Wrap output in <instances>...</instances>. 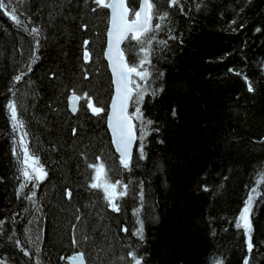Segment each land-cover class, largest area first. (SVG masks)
Listing matches in <instances>:
<instances>
[{
	"label": "trees",
	"instance_id": "obj_1",
	"mask_svg": "<svg viewBox=\"0 0 264 264\" xmlns=\"http://www.w3.org/2000/svg\"><path fill=\"white\" fill-rule=\"evenodd\" d=\"M128 2L137 10L139 0ZM153 3L168 19L152 43L149 81L134 77L148 89L140 108L153 123L142 129L135 120L145 158L138 139L130 170L106 126L113 94L104 58L109 10L94 0H13L0 9V264H66L77 252L86 264H120L130 249L143 264H264V0ZM13 7L20 26L11 19ZM33 27L41 32L38 49ZM123 49L130 66L138 62L135 41L127 39ZM21 73L27 75L14 82ZM73 92L82 97L75 114L68 108ZM13 99L29 153L47 172L38 187L19 171L21 132L12 131L5 107ZM88 102L104 111L94 115ZM101 163L111 182L128 185L116 201L119 212L102 190L90 188L88 165ZM253 187L260 195L249 253L247 234L235 222ZM138 221L142 241L133 235Z\"/></svg>",
	"mask_w": 264,
	"mask_h": 264
},
{
	"label": "snow or ice",
	"instance_id": "obj_2",
	"mask_svg": "<svg viewBox=\"0 0 264 264\" xmlns=\"http://www.w3.org/2000/svg\"><path fill=\"white\" fill-rule=\"evenodd\" d=\"M13 0H0V9H5L11 5ZM94 3L98 7L110 10L109 20L110 28L107 32V58L110 62L112 73L115 77V92L116 96L112 102V115L108 120L109 127L112 129V135L114 138V143L116 144L117 151L119 152V162L123 169L130 170L132 165V148L136 141L139 139L141 142L138 145V152L141 159L145 158L144 145H143V134L141 137H137L136 134V124L133 123L134 120H138L141 124L142 129H146L147 126L151 125L153 122L151 120L145 121L143 114L141 113L140 105L142 104L145 95L148 94L147 88H141L139 84L136 83L134 77H138L140 81L148 82L152 73L149 71L151 66V49L152 43L156 39V34L161 29V21H167L168 13L160 12L156 10V5L153 0H140V6L138 10L132 12V20L129 22L130 9L127 6L126 0H94ZM179 5V0H168V7H174ZM96 11V8L92 9ZM181 11L183 8L181 6ZM16 9L13 7L11 9V19L16 22L17 26L21 25V21L17 19L15 15ZM157 20L155 26H153V19ZM84 29L87 28L86 25L82 26ZM28 31L27 27L24 28ZM260 31V29H257ZM130 34V35H129ZM29 35H32L35 40L36 48H39V40L35 39L41 35L40 29L33 27ZM125 39H130L135 41L139 47V60L133 65H129L126 61L124 52L120 45ZM169 39H176L174 36H170ZM160 45H167V41L161 40L157 41ZM89 41L85 40L83 42V55L82 59L85 62L90 61L91 53L88 50ZM37 57H33L32 63L36 62ZM31 65L28 66V71L31 72ZM231 71V69H230ZM239 75V73H237ZM27 73H21L16 75L13 79L14 82H19L23 80ZM159 75H163L160 73ZM87 78V76H85ZM247 81V77H245ZM248 90L254 91L250 82L247 84ZM11 91V89H10ZM159 90H153L150 94L155 96L158 94ZM15 96V93H13ZM82 97L78 96L73 92L71 100V111L76 113L78 111L75 101L80 100ZM87 98V93H84V97ZM133 105V113L129 114V105ZM7 114L9 116L11 127L13 132L20 131L21 135L19 137V143L23 145V150L20 155H17V161L20 165L19 171L22 175L31 182L35 180L36 187L39 186V181L47 176V172L44 170L43 165L39 162V157L31 155L27 147V132L24 131V122L18 115L16 101L10 100L5 106ZM86 108L90 109L94 115H99L104 111L101 107H95L91 102L86 104ZM173 116L176 115L175 110H173ZM73 135L76 134V129L72 130ZM17 141H14L16 143ZM13 154H17V149L13 148ZM88 167L94 170V175L92 176V183L90 184L91 189L102 190L104 194V199L108 202L111 209L115 212H119V206L117 200L127 194L128 185L122 184L121 181L117 180L111 182L108 179L107 171L103 163L89 164ZM31 169V172L29 171ZM26 185L21 186V190ZM119 189V191H118ZM206 190V189H205ZM66 195L71 198V192L68 191ZM260 195L256 187L249 190V193L244 201V205L238 215L235 222L237 229H243L247 234V249L251 253L254 245L252 243V224H251V213L252 207L255 199ZM35 196V192L32 196L26 197V199L32 200ZM140 199L143 200V192H140ZM138 215V213H137ZM3 222L0 221V224ZM139 228L134 231L133 235L137 236L139 240H143V222L138 221ZM123 232H127V228L121 229ZM84 239H87L85 236ZM17 245L20 242L16 241ZM73 244H77L75 236L72 240ZM23 250V249H22ZM25 255H30L29 252L25 251ZM120 264H143V257L137 256L135 250L130 249L126 255L118 257ZM74 264L79 261V264H86L84 259V254L81 252L76 257H73ZM244 264H248V259L244 260Z\"/></svg>",
	"mask_w": 264,
	"mask_h": 264
},
{
	"label": "water",
	"instance_id": "obj_3",
	"mask_svg": "<svg viewBox=\"0 0 264 264\" xmlns=\"http://www.w3.org/2000/svg\"><path fill=\"white\" fill-rule=\"evenodd\" d=\"M126 3H127L128 8L130 9V14H129L128 19H129V22H131V20H132V18H133V17L131 16L132 8H131V6L129 5L128 0H126ZM139 6H140V0H139L138 8H139ZM138 8H137V10H138ZM109 12H110V10H109ZM109 28H110V20H109V24H108V30H109ZM108 30H107V32H108ZM129 35H130V34H129ZM107 39H108V37H107ZM126 40H127V39H125V40L121 43L120 47H121V49L123 50V52H124V56H125V59H126V61H127V56H126L125 51H124V49H123V44L125 43ZM107 51H108V48H107V40H106V47H105V50H104V58H105V60L107 61L108 69H109V71H110L111 78H112V84H113V94H112L111 101H110V103H109V109H108L107 118H106V126H107L108 132H109V134H110V138H111V142H112V145H113L114 151L116 152V154L118 155V158H119V155H120V154H119V152L117 151L116 144L114 143V138H113V135H112V129L109 127V124H108V120H109L110 116L112 115V102H113V100L115 99L116 92H115V77H114V75H113V73H112L111 65H110V62H109V60H108V58H107ZM127 62H128V61H127ZM75 94H76V93H75ZM76 95H78V94H76ZM71 96H72V94H71V95L69 96V98H68V108H69L70 111H71V104L73 103V101L71 100ZM75 103H76L77 108H78V107H79V100H78V101H75ZM130 105H131V103H130ZM130 105H129V109H128L129 114H131V113H130ZM71 113H73V112L71 111ZM73 114H75V113H73ZM133 123L135 124V120L133 121ZM136 134H137V131H136ZM136 142H137V141H136ZM135 145H136V143L133 145V148H132V155H133V152H134ZM110 209H111V207H110ZM111 210H112V209H111ZM112 211H113V210H112ZM114 212H115V211H114ZM79 253H81V252H77V253H75V254L72 255V256H68V257H66V258H65L66 264H74L73 257H76ZM84 259H85V257H84ZM85 262H86V260H85ZM75 264H79V261H76Z\"/></svg>",
	"mask_w": 264,
	"mask_h": 264
},
{
	"label": "bare ground",
	"instance_id": "obj_4",
	"mask_svg": "<svg viewBox=\"0 0 264 264\" xmlns=\"http://www.w3.org/2000/svg\"><path fill=\"white\" fill-rule=\"evenodd\" d=\"M79 96V95H78Z\"/></svg>",
	"mask_w": 264,
	"mask_h": 264
},
{
	"label": "rangeland",
	"instance_id": "obj_5",
	"mask_svg": "<svg viewBox=\"0 0 264 264\" xmlns=\"http://www.w3.org/2000/svg\"><path fill=\"white\" fill-rule=\"evenodd\" d=\"M99 165V164H98Z\"/></svg>",
	"mask_w": 264,
	"mask_h": 264
}]
</instances>
